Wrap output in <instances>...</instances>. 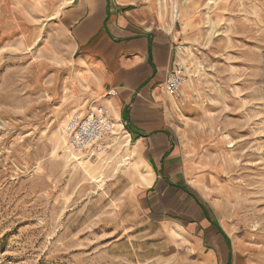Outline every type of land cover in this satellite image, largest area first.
Segmentation results:
<instances>
[{
	"label": "rangeland",
	"instance_id": "1",
	"mask_svg": "<svg viewBox=\"0 0 264 264\" xmlns=\"http://www.w3.org/2000/svg\"><path fill=\"white\" fill-rule=\"evenodd\" d=\"M66 2L0 0V264H264V0H167L188 81L163 113L200 165L170 175L228 242L190 194L147 186L127 126L101 155L71 149L70 117L103 103Z\"/></svg>",
	"mask_w": 264,
	"mask_h": 264
},
{
	"label": "crops",
	"instance_id": "2",
	"mask_svg": "<svg viewBox=\"0 0 264 264\" xmlns=\"http://www.w3.org/2000/svg\"><path fill=\"white\" fill-rule=\"evenodd\" d=\"M160 7L158 0H70L63 12L79 65L88 67L90 83L111 108L115 124L127 126L132 145L142 146L140 162L147 152V186L157 189L177 186L180 169L185 176V169H200L193 152L178 146L163 113L166 75L186 46L185 28H177L181 18L171 23L172 10ZM109 89L116 95L109 96Z\"/></svg>",
	"mask_w": 264,
	"mask_h": 264
},
{
	"label": "built area",
	"instance_id": "3",
	"mask_svg": "<svg viewBox=\"0 0 264 264\" xmlns=\"http://www.w3.org/2000/svg\"><path fill=\"white\" fill-rule=\"evenodd\" d=\"M188 81V74L181 65H174L168 71L164 81L166 94H176ZM109 96H115L114 89L108 90ZM115 129V118L112 110L105 104L90 109L84 116L75 114L67 123L66 133L70 145L76 150L91 152L94 156L101 155L107 149V138Z\"/></svg>",
	"mask_w": 264,
	"mask_h": 264
},
{
	"label": "bare ground",
	"instance_id": "4",
	"mask_svg": "<svg viewBox=\"0 0 264 264\" xmlns=\"http://www.w3.org/2000/svg\"><path fill=\"white\" fill-rule=\"evenodd\" d=\"M162 3H163V7H167L168 6V4H167V0H164V1H162V0H160V8H162ZM162 11V10H161ZM185 11H183L182 9L180 10L179 9V7H177V6H175L174 7V9H173V16H172V23L177 19V18H179V17H181L182 15H184L183 13H184ZM119 125V124H118ZM114 131V130H113ZM115 132V131H114ZM113 133V132H112ZM110 136L111 135H109V137L107 138V147H109V140H110ZM135 145V144H134ZM70 147H71V149L72 150H74L75 152H77V153H84V152H86V151H82V150H76V149H74L71 145H70ZM135 147L136 148H134V150H136L137 149V145H135ZM71 150V151H72ZM88 152V151H87ZM73 154H74V152H73ZM92 154V153H91ZM92 156H93V154H92ZM86 157H90L89 155L88 156H85V157H83V158H86ZM80 160H82L81 158L79 159V161ZM88 162V160H86V162H83V161H80L79 163H81V164H85V163H87ZM146 179H147V177H146ZM149 178H148V180H147V184L149 183Z\"/></svg>",
	"mask_w": 264,
	"mask_h": 264
},
{
	"label": "trees",
	"instance_id": "5",
	"mask_svg": "<svg viewBox=\"0 0 264 264\" xmlns=\"http://www.w3.org/2000/svg\"><path fill=\"white\" fill-rule=\"evenodd\" d=\"M176 188L179 189V190H182V191H184V192H186L188 194H190L191 197L195 199L194 194L190 191V189L188 187H186V188H178V187H176ZM198 202H199V205L201 206V208L203 209V212H204L205 217L209 220V222L211 223L212 226H214L215 228H217L221 232V234L223 235V237L225 238V240L228 242V237L223 232V230L220 227V225L216 221L212 220V218L210 217V215L208 214V212H207V210L205 208V205L202 202H200V201H198Z\"/></svg>",
	"mask_w": 264,
	"mask_h": 264
}]
</instances>
